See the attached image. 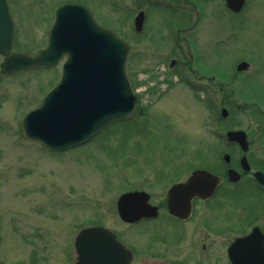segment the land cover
<instances>
[{
	"label": "rangeland",
	"instance_id": "374dc122",
	"mask_svg": "<svg viewBox=\"0 0 264 264\" xmlns=\"http://www.w3.org/2000/svg\"><path fill=\"white\" fill-rule=\"evenodd\" d=\"M6 1L13 21L11 50L28 54L45 47L54 10L62 2L86 5L97 24L127 43L124 70L142 107L134 121L114 123L85 144L50 153L20 131L24 114L58 82L64 57L50 68L0 73V208L22 233L35 228L47 232V225L60 230L79 221L99 222L140 249L143 228L119 221L114 214L118 196L141 190L160 203L172 177L193 167L218 165L225 127L252 132L262 120L264 124L256 113L257 107L264 112V0H246L238 14L228 11L223 0L197 2L192 9L181 0H151L175 8L151 10L141 33L133 29V18L144 6L139 0ZM189 9L191 20L183 24ZM175 33L189 41V72L182 63L168 67L172 58L188 60L187 41L176 44L171 39ZM239 56L249 67L236 75ZM206 74L214 76L211 86ZM219 81L232 93L226 105L220 103L224 88ZM222 106L228 110L225 118H220ZM221 198L217 195L204 206L211 208L213 228L221 222ZM167 223L159 220L158 229ZM4 237L11 256L4 257V264H14L18 258L12 256L15 235L10 227ZM224 237L209 236L211 251L202 264H219L220 247L211 242Z\"/></svg>",
	"mask_w": 264,
	"mask_h": 264
},
{
	"label": "water",
	"instance_id": "95a60500",
	"mask_svg": "<svg viewBox=\"0 0 264 264\" xmlns=\"http://www.w3.org/2000/svg\"><path fill=\"white\" fill-rule=\"evenodd\" d=\"M244 0H226V5L238 11ZM142 13L134 20L140 30ZM12 21L5 0H0V71L10 74L32 67H50L67 55L59 82L44 97L42 103L23 118L22 135L40 142L50 150H62L88 140L113 121L131 117L137 99L124 73L127 45L110 31L96 25L89 12L77 4L59 7L49 31L48 44L36 55L10 52ZM246 62L237 65L241 70ZM222 110V115H225ZM229 140L246 144L242 131L227 132ZM231 175V172H229ZM218 177L204 170H196L183 184L169 190L168 208L173 214H187L194 195L212 194ZM145 192H127L119 196L117 209L125 221L155 214V207L147 203ZM92 233L93 243L85 247L98 251L115 249L110 258L84 255L82 264H120V250L124 246L113 234L103 228H88L83 235ZM264 233L258 228L236 239L229 247L232 264H241L236 252L245 251L244 264H264ZM107 241V242H105ZM249 251V253L247 252Z\"/></svg>",
	"mask_w": 264,
	"mask_h": 264
},
{
	"label": "flooded vegetation",
	"instance_id": "af4514ba",
	"mask_svg": "<svg viewBox=\"0 0 264 264\" xmlns=\"http://www.w3.org/2000/svg\"><path fill=\"white\" fill-rule=\"evenodd\" d=\"M139 1L144 4L143 8L138 10V12H143L144 21L148 18L149 12L154 10V8L160 6L168 9L175 8L172 3L167 6L158 2L149 3L151 0ZM209 1L211 0H181L180 2L192 9L197 2ZM191 9H189L188 14H186V20L182 22L183 24L190 22L192 14ZM171 39L176 44H179V41H187L185 44L188 60L181 61L172 58L168 61V67L171 68L182 63L186 64L188 67L187 71L189 72L192 66V55L188 51V39L178 37L177 35L175 38ZM243 57L244 56H239L240 59L237 60V63L243 60L247 61L245 57ZM182 58H186L184 54ZM247 69L241 71L235 70L233 74L241 75L247 72ZM203 78L210 86L213 84L214 76L212 74L208 76L206 74ZM218 84L220 89L224 88L221 90L223 98L220 103L228 104L226 99H229L232 93L231 91L229 93L222 81H219ZM256 113L259 115L261 121L264 117V112L257 107ZM262 124L263 120L252 132H249L247 129H237L242 130L245 134L246 145L244 148L242 144L227 139L225 133L232 129L225 127L224 136H221V143L224 148L223 154H226L227 158L225 159L223 157L224 159L219 161L215 168L193 167L177 174L176 176H180L178 178L173 179L172 177L173 180L171 179L170 184L164 190L162 202H153L149 192H146L149 197L148 202L150 205L156 207L155 214L142 216L134 222H125L118 216L115 207L114 214L117 215L119 221L125 226H128V228L139 225L142 226L144 232L143 240H145L141 242L140 249L128 242L125 243L118 236L117 231L114 232L111 230V227L99 222L85 225L82 224V221H79L77 224H65L61 228H58L60 230L53 229L51 226L47 225V232L44 229L35 228L33 232L22 233L15 224L12 225L7 222L0 208V264H4V257L6 259H10L11 257L8 256V242H6L4 237L9 227L11 228V233L15 235L13 241L14 245L12 246L14 254L12 256L18 259L14 261V264H82L84 255L87 254L92 255V257L95 256L97 259L110 258V255L113 254L115 258V249L112 250L104 247L98 249V251H93L91 248L85 247V244L90 245L93 243L94 235L87 234L84 236L81 233L85 228L93 226H102L109 229L128 249H126V251H120V264H202L206 261L205 258L211 251V245L209 246L207 242L211 234L220 238L225 236L222 241L216 243L214 240L211 243H215L217 247H220L219 264H231L228 257V248L235 239L247 235L256 227L259 228L261 232H264V124ZM74 147L71 148L73 149ZM51 152L60 153L62 151H50V153ZM195 169H205L217 175L220 178L218 185L209 198L203 199L197 196L191 198L190 210L187 216L179 217L171 214L167 208L169 188L176 183L186 181ZM231 170L233 173L229 175ZM217 195H219V198L222 197L225 199H223L220 204V225L217 228H213L210 224L211 208H206L204 206L214 203L213 201L217 200ZM231 195L239 197L240 201L233 202L230 197ZM259 202L262 207L259 205ZM251 204L255 205L257 208L250 210L248 206ZM163 218L167 219L169 223L165 224L162 229H158L157 222ZM154 225L155 227L152 228ZM56 231L59 232L57 235ZM207 232L211 233L208 234ZM80 235L81 237L76 247L75 241ZM206 248L207 251L209 249L208 253ZM247 252L249 253V251ZM180 253L182 255H180ZM244 254L245 251L243 248L238 249L236 252L238 259L241 260V264H244ZM193 256H195L194 260ZM191 257L192 261L187 262Z\"/></svg>",
	"mask_w": 264,
	"mask_h": 264
}]
</instances>
